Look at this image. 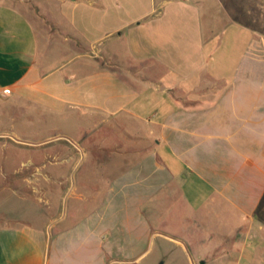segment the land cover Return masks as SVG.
<instances>
[{"label":"crops","instance_id":"crops-1","mask_svg":"<svg viewBox=\"0 0 264 264\" xmlns=\"http://www.w3.org/2000/svg\"><path fill=\"white\" fill-rule=\"evenodd\" d=\"M210 1L0 0L13 173L72 184L0 215V264H264V31Z\"/></svg>","mask_w":264,"mask_h":264},{"label":"rangeland","instance_id":"rangeland-1","mask_svg":"<svg viewBox=\"0 0 264 264\" xmlns=\"http://www.w3.org/2000/svg\"><path fill=\"white\" fill-rule=\"evenodd\" d=\"M207 5L208 7L215 6L217 12H219L218 7L224 9L231 24L234 25L230 26L229 32L231 33L236 30L235 26L254 28L258 32L264 31V0H215V2L211 0ZM1 109H3V105L0 103ZM2 117L3 115L0 114V215L8 217L9 220L19 219L17 221L19 225L22 224L20 221L23 218L34 216L37 218V222L45 223L51 220V215H54L58 203L57 200H46L45 198L51 197L50 195L53 194L65 193L67 185L72 187V184L69 182L68 184H48L43 176H60L65 174L66 169L41 168L33 165L22 167L18 173L14 174L15 169L23 166V163H27L31 153L30 147H33L29 145V142L33 138L22 136L21 131H18L19 135L11 134L6 129L8 127H4ZM72 123V129H76L77 122L72 121ZM39 126H42V123ZM34 128L44 130V128L37 127L36 124ZM22 130L23 135H28L31 131L30 125L26 128L22 127ZM70 153L72 156L75 155L73 151ZM62 155H65V152L59 151L53 159H60ZM73 157L74 161L79 158L76 155ZM75 175L73 167H70L68 178L74 179ZM77 177H81V167ZM61 212L62 210H59L57 215L52 218L59 217Z\"/></svg>","mask_w":264,"mask_h":264},{"label":"built area","instance_id":"built-area-1","mask_svg":"<svg viewBox=\"0 0 264 264\" xmlns=\"http://www.w3.org/2000/svg\"><path fill=\"white\" fill-rule=\"evenodd\" d=\"M7 92V91H6ZM125 264H129V263H125Z\"/></svg>","mask_w":264,"mask_h":264}]
</instances>
